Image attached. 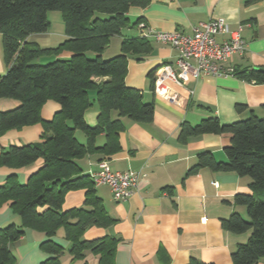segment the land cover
I'll list each match as a JSON object with an SVG mask.
<instances>
[{
	"label": "trees",
	"instance_id": "obj_1",
	"mask_svg": "<svg viewBox=\"0 0 264 264\" xmlns=\"http://www.w3.org/2000/svg\"><path fill=\"white\" fill-rule=\"evenodd\" d=\"M148 5L149 0H0V34L8 66L6 74L0 77V98L19 102L16 109L0 112V137L36 124L43 128L41 142L11 146L0 154V167L11 169L42 161V166L25 184L11 174L0 186V208L11 203L21 219L19 226L0 228V264L16 263L10 245L28 230L41 232L48 238L41 249L49 258L41 264H61L65 248L54 240L59 230H63L64 239L70 243L68 253L72 262L84 261L86 254L91 253L98 264H115L118 239L110 235L95 240L85 238L90 228L106 230L115 221L97 195L89 174L82 175L77 160L88 154L109 156L119 152V137L125 131L122 118L143 124L154 120V103H145L143 92L126 84L129 57L150 54L149 40L125 38L120 55L103 58L111 39L121 36L130 26V8ZM49 11L62 13L66 38L55 48H41L27 40L31 35L49 31ZM140 22L141 19L133 26ZM63 52L71 53V57L46 65L36 63L43 56H59ZM153 74L150 78L154 90ZM234 76L264 84V69L236 70ZM91 93L99 106L95 127L85 121L86 112L93 106ZM49 100L57 102L60 110L51 121H45L41 109ZM243 109L244 106L237 107L239 112ZM113 112H117V119L112 118ZM76 131L85 134L86 144L78 141ZM101 134L106 141L97 147L96 139ZM205 134L231 136L225 148L228 161L217 162L209 151L200 153L187 175L209 168L250 179L251 193L234 198L235 204L246 208L247 219L234 213L222 221V226L234 234L251 233L248 242L240 244L232 254L233 264H259L264 260V117L251 115L228 125L217 117L206 118L196 125L184 122L178 141L185 144L190 137ZM76 190L85 191L84 205L64 210L66 195Z\"/></svg>",
	"mask_w": 264,
	"mask_h": 264
},
{
	"label": "crops",
	"instance_id": "obj_2",
	"mask_svg": "<svg viewBox=\"0 0 264 264\" xmlns=\"http://www.w3.org/2000/svg\"><path fill=\"white\" fill-rule=\"evenodd\" d=\"M130 26L115 36L103 58L111 59L121 54L125 38H139V19L149 27L161 32H181L192 34L194 27L212 18H222L232 29L243 27L242 37L246 43L243 55H234L225 66L235 70L264 69V0H149L146 8L131 7ZM133 26V27H132ZM59 42L50 45L55 32L31 35L27 41L36 42L41 48H55L66 36L64 29L58 31ZM40 37L46 39L40 44ZM223 37L218 38L222 41ZM152 52L139 57L130 56L126 84L143 92L144 101L154 103L155 117L152 123L143 124L122 118L125 131L120 134L121 150L113 155L88 154L77 160L82 175L98 171V164L108 162L114 170L136 171L144 177L139 181L132 196L125 202L114 201L109 187H96L97 195L103 200L106 211L114 219L108 229L93 227L85 233L87 240L103 238L107 235L119 240L116 247L115 264H189L197 261L204 264H233L232 254L240 244L248 242L251 233L234 234L225 230L222 221L234 213L247 219L243 206L235 204L238 194H250V179L232 172H214L209 168L196 175H187L197 163L200 153L209 151L217 162H227L225 148L230 144L229 134H205L190 137L185 144L178 141L181 125H192L209 117H217L222 124H232L248 119L251 115L264 117V84L246 82L235 76H203L197 80L183 79L182 87L173 85L179 102L172 103L157 97L152 89L150 75L163 65H171L177 70V51L155 40H149ZM71 53L47 56L36 63L67 59ZM8 71L5 62L3 38L0 34V77ZM90 98L93 106L86 112L85 121L97 126L99 106L95 94ZM19 102L0 98V112L16 109ZM238 106H244L238 111ZM60 110L53 100L47 101L41 116L51 121ZM117 119V112L112 113ZM43 128L40 124L11 130L0 137V154L11 146H25L42 141ZM75 136L82 144L87 138L82 131ZM105 135L96 139L97 147L104 145ZM42 166V161L21 169L0 167V186L7 177L16 174L20 184ZM105 188L102 192L99 188ZM85 201V191L69 192L65 197L64 210L81 208ZM10 224L19 226L11 203L0 208V228ZM48 238L41 232L28 230L24 237L10 245L16 257L15 264H41L49 255L41 249ZM55 242L65 248L61 257L72 262L68 253L70 243L59 230ZM98 264L91 253L84 261L75 264ZM259 264H264V260Z\"/></svg>",
	"mask_w": 264,
	"mask_h": 264
},
{
	"label": "built area",
	"instance_id": "obj_3",
	"mask_svg": "<svg viewBox=\"0 0 264 264\" xmlns=\"http://www.w3.org/2000/svg\"><path fill=\"white\" fill-rule=\"evenodd\" d=\"M140 38L155 40L168 45L178 53L175 70L171 65L161 66L154 76V93L166 101L179 102L173 85L182 87L183 79H199L203 76H234L235 68L225 66L234 55L246 52L242 37L243 27L232 29L222 18H212L194 27L192 34L181 32H161L140 22L137 25ZM223 37L222 41L218 38ZM98 171L89 173L95 187L107 186L117 203L127 201L139 181L144 177L136 171H118L102 161Z\"/></svg>",
	"mask_w": 264,
	"mask_h": 264
},
{
	"label": "rangeland",
	"instance_id": "obj_4",
	"mask_svg": "<svg viewBox=\"0 0 264 264\" xmlns=\"http://www.w3.org/2000/svg\"><path fill=\"white\" fill-rule=\"evenodd\" d=\"M48 18H49V21L51 22V29L55 32V36H53L52 38H50V39H52L50 45L55 46V45L58 44V42L60 40L59 39V36L57 35L58 34V31L59 30L62 31L64 29V22H63L62 13L61 12H58V11H49L48 12ZM39 39H40L39 42H40V44L42 46L45 45V44H47V43H45L46 42L45 41L46 39H44L43 37H40ZM44 57H46V56H43V57H41L39 59L40 60L41 59H44ZM46 64H48V62H44L41 65H46ZM23 184H25V183H23ZM104 189L105 188H102L101 187L98 190L102 192ZM75 263H77V262H75ZM75 263L74 262H70V260H69V262L64 261V264H75Z\"/></svg>",
	"mask_w": 264,
	"mask_h": 264
}]
</instances>
